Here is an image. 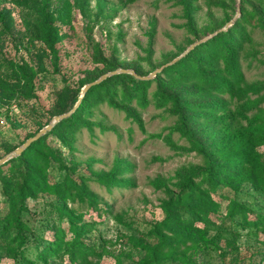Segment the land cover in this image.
Wrapping results in <instances>:
<instances>
[{"label":"rangeland","instance_id":"obj_1","mask_svg":"<svg viewBox=\"0 0 264 264\" xmlns=\"http://www.w3.org/2000/svg\"><path fill=\"white\" fill-rule=\"evenodd\" d=\"M18 1L15 5L10 0H0V11L9 10L8 18L0 21V80L4 82V87L0 85V159L51 121L48 113L56 93H65L64 109L70 111L76 104L80 82L87 76H95L111 65L116 69L136 67L148 75L165 65L166 59L179 56L191 44L223 28L234 19L237 7L239 13L234 22L243 15L241 8L251 10L241 0H48V18L56 40L54 58L38 31L37 9L41 0ZM185 6L192 11V31L187 28ZM256 23L252 21L253 25ZM253 50L264 54V34L258 29H254L252 43L246 45L241 56ZM17 67L30 74L33 91L27 90ZM242 71L244 83L264 86V63L243 61ZM154 90L153 83L148 89V99ZM249 96L256 99L252 93ZM180 100L200 102L205 96L187 89ZM125 106L134 114L107 104L93 109L86 118L92 124L91 131L83 128L76 133L72 148L64 147L55 135L44 140L59 159L58 162L50 159L44 173L46 182L56 185L67 173L74 180L84 176L90 190L102 200L105 213L79 212L77 205L68 203L75 215L94 221L99 227L96 235L107 254L98 264H141L149 259L148 248L159 243L154 227L164 219L165 202L176 194L182 174L203 167V157L197 150L202 147L212 155L227 152L238 122L246 125L241 113L235 117L233 103L221 116L214 136L201 122L194 124L195 129L182 122L189 131H181L179 116L175 110L171 111L170 104L158 108L150 99L143 108L135 102ZM260 108H264V101ZM250 115L249 112L247 117ZM257 150L264 153V146ZM116 167L127 170L122 178L130 181L131 186L120 193L114 190L110 197L93 178L106 176ZM240 190L237 200L252 211L250 219L257 213L264 214L262 192L247 183ZM226 191L222 188L214 198L219 200L215 195L222 193L231 195ZM58 202L55 187L37 193L34 200L27 202V212L21 213V221L28 228L24 232L28 240L41 234L50 205ZM7 211L0 191V220ZM256 227L236 226L221 233L207 232L206 251L187 252L190 264H264V231L259 225ZM7 232V241L13 243L11 247L15 246L16 239H12L17 235L16 228L12 226ZM33 253L28 248V256L33 257ZM0 264L15 262L3 252ZM164 264L187 263L167 260Z\"/></svg>","mask_w":264,"mask_h":264},{"label":"trees","instance_id":"obj_2","mask_svg":"<svg viewBox=\"0 0 264 264\" xmlns=\"http://www.w3.org/2000/svg\"><path fill=\"white\" fill-rule=\"evenodd\" d=\"M10 1L15 5L19 3L18 0ZM241 4L249 6L251 10L241 8L243 15L225 32L197 45L184 57L165 67L154 79L140 81L128 74H117L91 86L69 117L30 144L19 157L0 167V191L8 206L6 215L0 220V254L8 253L15 264H98L107 254L96 235L99 227L94 221H85L75 215L68 203L77 205L79 212L105 213L102 210V200L90 190L89 181L84 176L74 180L67 173L56 185L46 182L44 173L49 167L50 159L57 162L59 159L58 154L44 140L49 135H55L64 147L72 148L76 133L83 128L91 131L92 124L86 118L92 115L93 109L107 104L118 111H131L133 115V110L125 105L135 102L137 107L143 108L150 99L158 108L170 104L171 111L177 112L181 122L180 129L184 132L189 130L182 122H188L192 128L195 123L201 122L214 136L213 132H218L216 128L221 116L230 110L231 103L236 106L235 117L241 113L246 125L238 122L227 152L217 151L212 155L202 147L197 150L203 157V167L194 173L181 175L176 194L170 195L164 204V219L154 227L159 243L148 248L149 259L143 260L141 264H164L167 260L190 264L192 262L187 257V252L196 249L206 251L209 243L206 234L212 230L221 233L236 226L259 225V229L264 231V214L257 213L250 219L252 211L245 203L237 200L243 183L250 184L264 195V153L257 150L264 146V108H260L264 101V86H249L244 83L242 71L243 61L264 63V54L253 50L250 54L241 56L246 45L252 43L254 29L264 34V0H241ZM48 6V0H41L38 6V31L41 41L55 58V31L48 18ZM8 11H0V21L8 18ZM185 11L187 28L192 31L194 20L191 8L185 6ZM253 20L257 21L255 25L252 24ZM175 57L166 59L164 64ZM17 68L27 90L33 91L30 74ZM115 69L116 66L111 65L95 76H87L80 82L74 101L77 102L84 85ZM132 70L139 76L147 75V72L143 73L136 67ZM153 83L155 90L150 93L152 98L148 99V89ZM0 85L4 87L2 80ZM187 89L202 93L205 100L182 102L180 96ZM12 93L14 94V90ZM249 93L256 99L252 100ZM65 97L63 91L55 94V103L48 113V121L53 116L68 112L64 109ZM254 111L256 112L253 113ZM249 112L252 115L247 117ZM133 118L137 119V116ZM42 127L44 125L36 132ZM123 172L126 173L127 170L116 167L106 176L96 175L93 181L111 197L114 190L120 193L121 189L131 186L130 181L123 180ZM50 187L58 190L59 202L50 205L51 210L43 219L41 234L28 240L24 236L28 228L21 221V213L27 212L29 200H34L37 193ZM222 188H226L231 195H215L219 198L216 200L214 194ZM12 226L17 232L12 240L16 239L17 243L11 247L13 243L7 241V230ZM28 248L33 249V257L28 256Z\"/></svg>","mask_w":264,"mask_h":264},{"label":"water","instance_id":"obj_3","mask_svg":"<svg viewBox=\"0 0 264 264\" xmlns=\"http://www.w3.org/2000/svg\"><path fill=\"white\" fill-rule=\"evenodd\" d=\"M237 2H239V0H237ZM238 13H239V8L237 7V12H236V15H235L234 19L238 16ZM234 19L231 20V21H229L228 23H226L223 28L215 31L214 33L210 34L209 36L205 37L204 39L199 40V41L191 44L179 56H177L176 58H174L171 62L163 65L160 68H157V69L153 70L147 76H139L133 70L119 68V69H116V70L107 72V73L101 75L97 80H95V81H93V82H91L89 84L84 85L81 88L80 96H79L76 104L73 106V108L70 111H68V112H66L64 114H61V115L54 116L51 119V121L46 126H44L42 129H40L35 135H33V136L29 137L28 139H26L25 142L21 146L15 148L13 151H11L7 155H5L3 158H1L0 159V166H2L3 164H5L9 160H12V159H14L16 157H19L23 153V151L27 147L30 146V144H32L35 141H37L38 139H40L43 135H45L47 132H49L57 123H59L63 119H66L67 117H69L75 111V109L78 107V105H79L81 99L83 98L85 92L91 86L97 85L100 82H102L103 80L107 79L108 77H111V76H114V75H117V74H128V75L132 76L133 78H135L137 80H140V81H149V80H152V79H154L156 77V75L160 74L161 71L165 67H167L168 65H171V64L175 63L176 61H178L179 59H181L182 57H184L187 53H189L197 45H199V44H201L203 42H206L207 40L213 38L214 36H216L217 34H219L221 32H225L230 26H232V24L234 22Z\"/></svg>","mask_w":264,"mask_h":264}]
</instances>
